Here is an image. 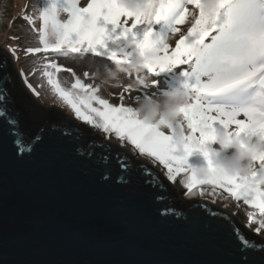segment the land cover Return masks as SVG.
Segmentation results:
<instances>
[{
  "label": "snow or ice",
  "instance_id": "1",
  "mask_svg": "<svg viewBox=\"0 0 264 264\" xmlns=\"http://www.w3.org/2000/svg\"><path fill=\"white\" fill-rule=\"evenodd\" d=\"M35 12L23 16L33 33L29 43H35L26 54H42L32 63L54 95L104 141L76 151L98 156L104 165L114 158L118 182H130L124 174L136 168L135 159L144 183L153 188L163 183L149 165L182 185L186 196L213 205L223 201L225 210L248 206L245 228L262 242L232 228L239 264H264V0H38ZM7 51L19 59L17 48ZM82 57L113 64L129 79L134 70L144 85L134 98L139 107L125 105L123 92L118 103L110 102L99 95L100 85L84 83L55 59ZM61 71L75 77L69 88L57 79ZM148 76L156 89L151 94ZM130 91L131 86L124 88ZM158 95L164 99H153ZM173 97L183 102L174 104ZM6 100L0 91V118L9 116ZM5 122L17 156L30 153L40 135L26 144L15 131L18 121ZM113 146L122 151L113 155ZM171 211L165 208L161 215Z\"/></svg>",
  "mask_w": 264,
  "mask_h": 264
},
{
  "label": "water",
  "instance_id": "2",
  "mask_svg": "<svg viewBox=\"0 0 264 264\" xmlns=\"http://www.w3.org/2000/svg\"><path fill=\"white\" fill-rule=\"evenodd\" d=\"M5 57L0 77L7 83L0 81V91L9 116L0 118V264H239L232 228L262 242L229 210L182 197L183 190L151 165L163 187L146 185L135 159L136 168L124 174L130 182L122 183L114 158L104 165L98 156H81L76 149L103 143L101 134L39 102L0 46V64ZM8 118L18 121L15 131L26 144L41 137L22 157ZM116 151L122 150L113 146ZM165 208L173 211L162 216Z\"/></svg>",
  "mask_w": 264,
  "mask_h": 264
},
{
  "label": "rangeland",
  "instance_id": "3",
  "mask_svg": "<svg viewBox=\"0 0 264 264\" xmlns=\"http://www.w3.org/2000/svg\"><path fill=\"white\" fill-rule=\"evenodd\" d=\"M83 3L84 0H81ZM38 4V0H0V46L3 49H7L8 46H12L18 49L17 55L19 59L15 61L16 68L20 69L24 75L27 76L29 83L33 85L39 96L36 98L44 105H51L59 107L66 113L75 118L74 113L52 92L51 86L47 83V78L43 76L42 70L39 65H34L32 61L36 59L37 56L42 54H26L27 47H34L35 43H29L33 40V33L27 28L28 25L23 23L25 28L21 29V21L25 14L35 15V7ZM23 22V21H22ZM39 23V22H37ZM23 31L24 33H20ZM12 34L19 35L20 38H13ZM59 65L64 68H72L76 76L79 77L84 83H94L100 85V92L104 98H107L112 103H118V97L120 93H124L125 99L124 104L133 107H139V104L135 103L134 98L139 95L137 89L144 88V85H140L137 81V73L133 70L131 79L128 78V74L120 71L113 64L105 65V62L100 58L87 57L80 59H65V58H55ZM85 73H88L85 76ZM57 79L64 88H69L71 84L75 81V77L71 75L68 71H61L56 74ZM144 73H139L140 77H144ZM24 79V77L22 76ZM151 76L145 79V84L149 86L147 91L149 94L156 91L155 88L151 87ZM131 86L130 92H124V88ZM31 91V90H30ZM32 92V91H31ZM33 93V92H32ZM115 94V95H113ZM153 99L163 100L164 97L156 96ZM76 119V118H75ZM79 121V120H78ZM177 189L183 190L182 197L185 198H200V197H189L184 195V189L182 185L176 184ZM242 203V202H241ZM223 201H218L216 205L222 207ZM227 210L230 212H237L236 217L246 223L245 211H251L248 206L244 205L239 211L236 210L234 206L229 207Z\"/></svg>",
  "mask_w": 264,
  "mask_h": 264
},
{
  "label": "clouds",
  "instance_id": "4",
  "mask_svg": "<svg viewBox=\"0 0 264 264\" xmlns=\"http://www.w3.org/2000/svg\"><path fill=\"white\" fill-rule=\"evenodd\" d=\"M172 102L174 104H179V103H182L183 102V97H173L172 98ZM143 110V109H142Z\"/></svg>",
  "mask_w": 264,
  "mask_h": 264
},
{
  "label": "trees",
  "instance_id": "5",
  "mask_svg": "<svg viewBox=\"0 0 264 264\" xmlns=\"http://www.w3.org/2000/svg\"><path fill=\"white\" fill-rule=\"evenodd\" d=\"M22 21H23V22H22ZM22 21H21V25H22V26H21V29H22V28H25V26L23 25L24 22H25V24H27V22H26L24 19H23ZM27 28L30 29V26L28 25ZM19 32L22 33V34L24 33L23 31H22V32L19 31ZM12 37H13V38H16V37L20 38L19 35H16V34H12Z\"/></svg>",
  "mask_w": 264,
  "mask_h": 264
}]
</instances>
